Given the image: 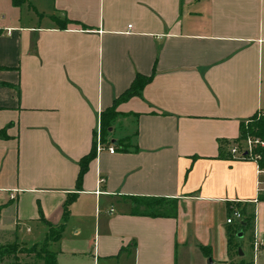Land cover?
<instances>
[{
    "label": "crops",
    "instance_id": "crops-1",
    "mask_svg": "<svg viewBox=\"0 0 264 264\" xmlns=\"http://www.w3.org/2000/svg\"><path fill=\"white\" fill-rule=\"evenodd\" d=\"M51 3L37 20L26 3L0 4V235L63 224L47 241L57 264H211L201 244L215 262L243 257L226 217L254 203L258 235L264 171L228 145L264 110V0ZM137 72L152 77L116 104L77 187L101 111ZM172 198L175 215L149 212Z\"/></svg>",
    "mask_w": 264,
    "mask_h": 264
},
{
    "label": "trees",
    "instance_id": "trees-1",
    "mask_svg": "<svg viewBox=\"0 0 264 264\" xmlns=\"http://www.w3.org/2000/svg\"><path fill=\"white\" fill-rule=\"evenodd\" d=\"M13 5H21L23 3L28 4L31 6L30 0H11ZM67 21V19L65 20ZM152 77V74H143L137 72L132 79L131 83L122 91L120 92L116 97H114L113 102L111 105L107 106L101 111L100 114V126H101V135L102 139H106V136L109 132L110 126L112 125V122L114 121L117 110H116V104L123 100L128 98L129 96L133 94L140 93L142 87L147 83ZM261 111V110H260ZM247 121V122H246ZM240 121V133L237 138V141H240L243 139L247 134L252 136H257L264 140V116L259 113V111L254 112L247 120ZM4 129L0 130V136H3ZM254 152L259 154V157L257 159V164L264 171V144L263 145H255L254 146ZM229 153V152H228ZM95 154V140L93 142V146L85 153L81 158L79 159V170L76 177V186L79 187L81 185V180L84 172L86 171L88 167V163L91 160V158ZM229 157L234 158L231 154H228ZM247 154H245V157ZM75 193L68 194L66 197L64 203H63V216L64 219L67 217L69 212V204L74 199ZM258 200H264V189H259L257 194ZM177 200L175 198H172L167 201L166 204H159L156 205L154 202L151 206V210L149 211L153 215H175L177 212ZM236 204H239L237 202ZM243 218L239 220L238 224L240 227L245 228L249 226L250 220L254 217V215L250 212H246L245 208H240ZM42 219L43 216L41 217ZM245 221L246 223L243 225L241 224V221ZM49 224V223H48ZM63 228V224H60L58 226H53L49 224V230L48 234L46 235L45 241L43 244H33L29 247L27 246H18L17 242H8L5 244L0 243V258L3 255H16L19 252L24 253H30L34 252L36 258L40 260L39 264H57L56 260V252L47 248V241L49 239H57L60 236V232ZM231 237H228V246L231 245ZM201 249L207 254L210 255V247L207 245H200ZM17 258V256H16ZM15 264H20L19 260L15 262ZM24 264H28L25 262ZM211 264H232L230 261L222 260L215 262L213 261ZM237 264H253L252 260H246L244 258H240V260L237 262Z\"/></svg>",
    "mask_w": 264,
    "mask_h": 264
},
{
    "label": "rangeland",
    "instance_id": "rangeland-1",
    "mask_svg": "<svg viewBox=\"0 0 264 264\" xmlns=\"http://www.w3.org/2000/svg\"><path fill=\"white\" fill-rule=\"evenodd\" d=\"M31 1V6L27 5V7L29 8L30 11H26V5H23V12L24 15L27 12H30V14L35 15V17H33L34 20H37L39 17V13L38 11H43V12H49L51 10V5H52V0H30ZM38 1V7L35 4V2ZM2 3V0H0V4ZM37 7V9H36ZM15 10H19L18 8L20 7H15ZM3 13L2 10H0V14ZM29 14V15H30ZM8 17H6L7 19ZM46 19L45 16H42V20L44 21ZM264 85V83H263ZM247 122V121H246ZM248 136V134L241 139L239 142L242 143V146L244 145L245 142V138ZM251 137H253L252 135H249ZM237 141V140H236ZM12 189H16V188H11ZM10 190V191H11ZM16 196V195H15ZM254 203H251V209H250V213H252L254 215V217L250 220V224L249 226L242 228L239 226L238 224V220H234V222L228 224L230 229L232 230V243L233 246H235L237 248H241L244 251L243 257H240L238 255H236L235 250H233V254L231 256V259L229 260L232 264H237V262L240 260V258H244L246 260H252L253 264H264V242L263 245L259 248V250L256 253V256L253 255V249H252V235H253V230H254V225L256 224L255 222V212H254ZM257 218L260 221V227L261 229L258 230V235L259 237L264 238V203H260V208L257 209ZM30 227L32 226L31 221L29 222ZM22 228L26 229L28 224L26 222H24L22 225ZM236 229V230H235ZM242 231V234L239 235L238 233ZM65 242L70 246L73 244V238L74 236L70 233L67 232L65 233ZM21 237V238H20ZM20 239H24V245L29 247L33 244H38L41 245L44 243V241H42L44 238V236H38V238L34 239L32 236L26 235V236H20L19 233V238H18V242L20 241ZM35 240L37 241V243H34ZM14 238H10L8 236H1L0 235V243L5 244L8 242H14ZM15 241V242H17ZM17 242V243H18ZM18 246H22L18 243ZM59 245L58 243H56V245H52L51 248H55L58 249ZM238 253V252H237ZM17 256V258H16ZM210 256V255H209ZM208 256V257H209ZM63 258H66L68 263H74V264H78L75 263V261H77L79 259V255H62ZM207 257V259H208ZM82 259H84L82 257ZM19 260L20 264H24L25 262H27L28 264H39L40 260L38 258H36L34 252H30V253H24V252H19L16 255H3L0 258V264H15V262ZM85 260V259H84ZM193 262L194 264H200V260L198 258H193ZM58 263V262H57ZM206 264V263H205Z\"/></svg>",
    "mask_w": 264,
    "mask_h": 264
},
{
    "label": "built area",
    "instance_id": "built-area-1",
    "mask_svg": "<svg viewBox=\"0 0 264 264\" xmlns=\"http://www.w3.org/2000/svg\"><path fill=\"white\" fill-rule=\"evenodd\" d=\"M259 113L261 115L264 116V110H259ZM263 145L264 144V140H262L259 137H251V136H247L245 138V142L244 145L242 146V143H240L239 141H234L231 142L228 145V151L229 153L234 157V158H251L253 160L256 161L257 163V159L259 157V154L254 152V146L255 145ZM95 145H96V149L99 150L100 148L103 147V139H102V135H101V126L98 125L96 127V131H95ZM108 150L110 152L114 151V147L112 144L108 145ZM245 154H247V156L245 157ZM258 170H261L260 167L258 166ZM15 189H12L11 191H9V195L10 197H15ZM243 218V214L241 212V210L239 208H233L231 210V212L227 215L226 217V222L227 223H232L234 222V220H240ZM264 242V238L259 237L255 232L252 236V249H253V255L256 256L257 251L259 250V248L263 245Z\"/></svg>",
    "mask_w": 264,
    "mask_h": 264
},
{
    "label": "water",
    "instance_id": "water-1",
    "mask_svg": "<svg viewBox=\"0 0 264 264\" xmlns=\"http://www.w3.org/2000/svg\"><path fill=\"white\" fill-rule=\"evenodd\" d=\"M246 222L245 221H241V224H245ZM239 235H241L242 234V231H240L239 233H238ZM238 254H240V255H242L243 254V251H242V249L241 248H238ZM208 261L210 262V263H212L213 262V259H212V257L211 256H209L208 257Z\"/></svg>",
    "mask_w": 264,
    "mask_h": 264
}]
</instances>
